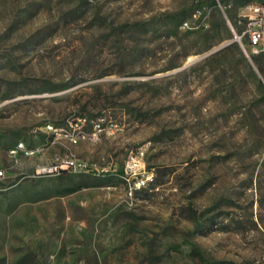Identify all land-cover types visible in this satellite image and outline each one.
I'll use <instances>...</instances> for the list:
<instances>
[{
  "label": "rangeland",
  "instance_id": "374dc122",
  "mask_svg": "<svg viewBox=\"0 0 264 264\" xmlns=\"http://www.w3.org/2000/svg\"><path fill=\"white\" fill-rule=\"evenodd\" d=\"M241 1L0 0V264H264V71L243 38L197 63Z\"/></svg>",
  "mask_w": 264,
  "mask_h": 264
},
{
  "label": "built area",
  "instance_id": "2783aa9c",
  "mask_svg": "<svg viewBox=\"0 0 264 264\" xmlns=\"http://www.w3.org/2000/svg\"><path fill=\"white\" fill-rule=\"evenodd\" d=\"M212 1H214L215 6L221 9H225L223 3L228 2V0ZM207 17L208 16L204 14L201 6L197 5L195 18L188 20V25L181 28H185L188 30H197L200 27L205 26ZM225 19L229 27L232 28L230 20L227 16H225ZM233 22L242 27V31L239 37L235 36L238 40V43L241 38L245 39L248 43L250 54L252 56H259L264 61V0H259V3L253 4L252 7L237 8L233 18ZM244 54L249 57V55L245 51ZM260 80L264 84V73L260 75ZM96 120H102V129L100 131L90 134L79 132L77 135L67 133L65 137L70 140H78L80 136L95 138L97 133H100L102 131H115L116 124L107 122L104 117H98ZM49 129H52V127H49ZM8 151H10L11 154H17L18 152H24L26 155L33 154L32 151H27L21 143L18 147L11 148ZM140 156L141 153H130L125 163L124 173L130 176V178H126V182L130 191L143 188L145 174H151L150 172H145L144 170H142V172L138 171L141 166L139 160ZM83 166L84 165L82 163H78L77 160L61 159L57 160V163L55 165L49 166L44 169L43 173L60 174L63 172L76 171L78 169H81ZM2 176L3 171L0 170V177Z\"/></svg>",
  "mask_w": 264,
  "mask_h": 264
},
{
  "label": "bare ground",
  "instance_id": "6f19581e",
  "mask_svg": "<svg viewBox=\"0 0 264 264\" xmlns=\"http://www.w3.org/2000/svg\"><path fill=\"white\" fill-rule=\"evenodd\" d=\"M230 1H234V0H228V2H230ZM255 3H259V1L258 0H242L241 1V6H240V8H245V7H252L253 6V4H255ZM183 26H187L188 25V23H187V21H185L183 24H182ZM188 61L191 63V64H193V63H195V59L194 58H189L188 59ZM199 61V60H198ZM198 61H197V63H198ZM102 129V120H96L95 122H94V131H100ZM82 138H84V136H81ZM72 143H77V141L78 140H70ZM19 146V145H18ZM18 146H16V147H18ZM9 154L11 155V156H15L16 154H11L10 153V151H9ZM68 160H72V159H68ZM78 162V161H77ZM57 163V162H56ZM55 163V164H56ZM78 163H80V162H78ZM54 164V165H55ZM149 180V177H144V184H143V187L145 186V184H146V182Z\"/></svg>",
  "mask_w": 264,
  "mask_h": 264
},
{
  "label": "trees",
  "instance_id": "16d2710c",
  "mask_svg": "<svg viewBox=\"0 0 264 264\" xmlns=\"http://www.w3.org/2000/svg\"><path fill=\"white\" fill-rule=\"evenodd\" d=\"M214 3V1H212ZM215 4V3H214ZM174 18V23H175V27H178L181 23V18L179 15H173ZM231 50H236L233 48V46H228L226 48H224L222 51H220L218 54L216 55H221L223 52H227L229 53ZM252 61L254 62V64L256 65L257 70L262 73L264 71V61L261 57L259 56H252L251 57ZM248 66V65H247ZM248 69L252 72V68L250 67V65L248 66ZM259 85L261 86L263 93H264V85L261 82V80H259Z\"/></svg>",
  "mask_w": 264,
  "mask_h": 264
},
{
  "label": "water",
  "instance_id": "95a60500",
  "mask_svg": "<svg viewBox=\"0 0 264 264\" xmlns=\"http://www.w3.org/2000/svg\"><path fill=\"white\" fill-rule=\"evenodd\" d=\"M234 42H238V40H237V38L235 36L230 41H228L227 43L219 46L218 48L213 49L212 51H210V52H208L206 54H204L202 57H200L198 63L204 61L205 59H207V58H209V57H211V56H213L215 54H217L219 51H221L222 49H224L225 47L231 45ZM245 56L248 59V61L252 64L251 59L247 55H245Z\"/></svg>",
  "mask_w": 264,
  "mask_h": 264
}]
</instances>
